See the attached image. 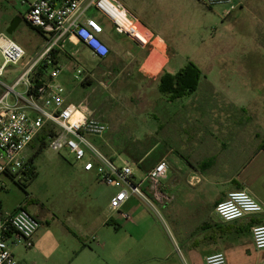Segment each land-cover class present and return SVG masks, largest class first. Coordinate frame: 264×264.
Returning a JSON list of instances; mask_svg holds the SVG:
<instances>
[{
  "label": "crops",
  "instance_id": "0c3cea01",
  "mask_svg": "<svg viewBox=\"0 0 264 264\" xmlns=\"http://www.w3.org/2000/svg\"><path fill=\"white\" fill-rule=\"evenodd\" d=\"M118 1L130 19L148 35L150 42L142 46L129 35L116 32L112 22L105 17L89 13L98 20V17L105 20L104 23L99 22L104 27L101 37L110 48L112 61L108 74L113 75V80L108 85L116 83L117 65L124 61L137 69L138 77L142 76L154 87V90L145 89L147 96L154 98H147L145 110L135 116L143 125H147L151 118L157 121L155 134L158 142L155 145L141 143L134 153L132 150L128 153L111 146L108 132L100 139V149L109 159L118 166L132 167V182L139 185L145 198L131 194L120 211L112 210L109 202L101 218L97 202L94 212L91 203L90 211L85 206L75 215L66 213L65 220L61 221L66 239L73 238L85 246L79 264H94L93 251L86 248L89 244L105 249L115 264H205L206 256L220 251L226 254L228 264H264V250L255 248L251 232L252 227L264 224V213L224 222L215 212L217 204L237 190L249 192L264 206V104L259 99L241 98L237 94L253 92L258 97L253 81L258 71L248 68L231 71L236 72L235 75L226 73L223 84H210V94L201 103L192 99L200 84L193 94L169 100L167 96L160 95V78L166 73L175 75L182 69L171 67L174 49L171 45L188 41L190 14L187 6L194 0ZM21 4L25 7L24 13L9 11L8 24L19 16L22 23L25 22L37 34L40 45L31 55L33 57L43 44L44 36L26 21L28 7ZM133 4L137 5L140 15L129 8ZM156 5L159 9L154 14L152 7ZM239 9L244 7L240 5L229 14L223 8L218 13L223 20H228ZM1 33H6V30ZM67 46L79 54L83 52L87 66L99 60L80 40L75 37L68 39L64 51L56 55L57 64L62 68L57 81L62 85L63 71L79 69L83 63L74 54H68ZM82 70L88 72L85 68ZM124 124H127V119ZM160 145V152L149 160ZM37 150L31 154L27 152L31 163ZM37 157L32 163L34 167ZM162 160L168 163V174L161 181L160 190L153 191L145 178ZM26 175L22 178L26 179ZM2 177L0 188H5L7 180ZM0 205L5 214H12L23 207L20 205L12 212H4L1 200ZM122 213L129 214L131 220L123 218ZM34 215L40 224L43 223L42 215L36 212ZM102 226H106L108 231L106 243L99 238ZM41 230L39 227L34 235L36 243ZM92 237L97 238L96 242H92Z\"/></svg>",
  "mask_w": 264,
  "mask_h": 264
},
{
  "label": "rangeland",
  "instance_id": "374dc122",
  "mask_svg": "<svg viewBox=\"0 0 264 264\" xmlns=\"http://www.w3.org/2000/svg\"><path fill=\"white\" fill-rule=\"evenodd\" d=\"M236 1L244 9L234 12L228 20H223L218 13L219 10H223V7L209 9L197 0H194L192 4L189 2L188 6L185 5L189 9L191 21H188V41L171 45L174 48L171 67L183 68L192 62L201 69L203 76L199 91L192 96V99L198 103L210 94L208 90L211 83L213 85L224 83L226 73L235 75L236 72L231 71L252 68L258 71L257 75L253 76L258 97L253 92L237 94L241 98L259 99V102L264 104V0ZM133 5L129 8L137 16L140 15L137 5ZM152 8L155 14L159 6ZM9 11L14 14H23L25 7L19 0H0V33L9 26ZM98 18L104 23L103 18ZM142 35L145 38L148 37L143 32ZM12 37L27 52L24 64L38 49L39 37L25 22L19 26ZM66 51L82 60L80 69L85 68L88 71L81 74L79 78L76 76L77 69L63 71L60 80H64L66 97L70 102L85 103L90 111H93V115L108 125L111 146L117 147L120 151L127 150L128 153L132 150L131 152L134 153L141 143L148 142L155 145L157 121L151 118L146 122L147 125H143L135 116L141 110H145L147 98H154L147 96L148 93L145 91V89L154 90V87L143 80L142 76H137V69L130 66L128 62H119L115 73L116 83L108 85L113 80V75L108 74V71L112 69L110 54L106 59L91 62L87 66L84 64L86 61L83 52L79 54L68 46ZM2 62L0 54V65ZM21 70V65L8 66L2 81L11 83ZM126 119L127 124H124ZM131 119L132 123H130ZM100 139L102 138L92 140L104 154L100 149ZM161 147L162 145L157 151H153L149 160L156 157ZM37 148L38 143L34 142L28 153H33ZM35 168L37 175L32 180L18 177L12 180L6 176L2 177L7 180V187L0 188V200L4 212H12L22 205L33 216L35 212L43 216V223L40 224L42 230L37 243L33 237V248L25 250L22 247H12L16 260L18 264H79L85 246L80 245L73 238L66 239L61 221L65 220L66 213L71 212L75 215V212L85 206H88L90 211L91 203L93 212L98 205L101 218L106 212L105 207L117 190L101 183L95 172H83L80 164L76 163L71 156L65 153L57 154L48 147L37 157ZM95 202H97L96 205ZM105 227L102 226L99 232V238L104 243L108 233ZM92 245L89 244L86 248L93 251L91 255L94 256V264H115L110 253L99 246Z\"/></svg>",
  "mask_w": 264,
  "mask_h": 264
},
{
  "label": "built area",
  "instance_id": "2783aa9c",
  "mask_svg": "<svg viewBox=\"0 0 264 264\" xmlns=\"http://www.w3.org/2000/svg\"><path fill=\"white\" fill-rule=\"evenodd\" d=\"M10 1V0H9ZM27 5L26 21L41 31L44 42L39 51L24 64L26 50L12 36L0 34V178L4 175L22 178L32 170L27 152L42 135L47 136V147L57 154H67L83 167L85 172H95L99 181L117 189L110 201V208L120 211L130 195L145 198L139 185L132 182L133 169L118 166L104 155L93 142L103 138L108 125L93 115L85 103L70 102L65 89L57 80L62 68L56 63L41 85L33 83L38 66L52 64L59 51H64L65 42L75 37L84 43L92 55L99 60L106 59L110 48L102 39L104 27L90 12L105 17L116 32L127 34L145 46L149 37H137L132 19L118 0H19ZM213 9L226 8L231 13L239 4L236 0H198ZM126 17L131 25L125 29L121 19ZM22 66L21 72L11 83L2 78L8 66ZM77 69V78L83 74ZM168 174V163L162 160L147 174L146 180L153 191L160 190V184ZM252 205H256L253 208ZM215 212L224 222H232L249 215L264 213V206L245 190L232 191L217 204ZM123 218L131 216L122 213ZM40 227L38 219L24 207L12 214L2 212L0 205V264H18L12 247L33 248V237ZM252 238L257 250L264 242V224L252 227ZM92 242L97 238L92 237ZM205 264H228L224 252L205 257Z\"/></svg>",
  "mask_w": 264,
  "mask_h": 264
},
{
  "label": "trees",
  "instance_id": "16d2710c",
  "mask_svg": "<svg viewBox=\"0 0 264 264\" xmlns=\"http://www.w3.org/2000/svg\"><path fill=\"white\" fill-rule=\"evenodd\" d=\"M34 30L41 33V31L37 28L32 27ZM57 63V60L54 58L52 64L49 65L46 62L41 63L36 73L33 77V83L36 85H41L42 82L47 77L48 73L52 69V67ZM202 79V71L200 68L190 62L185 67H183L177 74H163L160 78L159 83V92L168 97L169 100H176L178 98H182L184 96H188L197 91L200 81ZM47 147V136L42 135L38 141V150L36 155L31 159L32 163L37 156H39L43 150ZM264 149V147H263ZM37 171L33 166L32 170L27 173L25 180H32L36 177Z\"/></svg>",
  "mask_w": 264,
  "mask_h": 264
},
{
  "label": "water",
  "instance_id": "95a60500",
  "mask_svg": "<svg viewBox=\"0 0 264 264\" xmlns=\"http://www.w3.org/2000/svg\"><path fill=\"white\" fill-rule=\"evenodd\" d=\"M22 23V18L17 16L15 17L11 22L10 25L8 26V28L6 29V33L10 36H12L18 29V27L20 26V24Z\"/></svg>",
  "mask_w": 264,
  "mask_h": 264
},
{
  "label": "bare ground",
  "instance_id": "6f19581e",
  "mask_svg": "<svg viewBox=\"0 0 264 264\" xmlns=\"http://www.w3.org/2000/svg\"><path fill=\"white\" fill-rule=\"evenodd\" d=\"M121 22H122V24H123V26L125 27V29H128L129 27H130V25H131V22L126 18V17H124L123 16V18L121 19ZM134 27V29L136 30V36L137 37H139V38H144L143 37V35H142V31L140 30V28H139V25H134L133 26Z\"/></svg>",
  "mask_w": 264,
  "mask_h": 264
},
{
  "label": "clouds",
  "instance_id": "9594fccd",
  "mask_svg": "<svg viewBox=\"0 0 264 264\" xmlns=\"http://www.w3.org/2000/svg\"><path fill=\"white\" fill-rule=\"evenodd\" d=\"M252 207H253V208H256L257 206H256V205H252ZM260 246H261V247H264V242H261V243H260Z\"/></svg>",
  "mask_w": 264,
  "mask_h": 264
}]
</instances>
